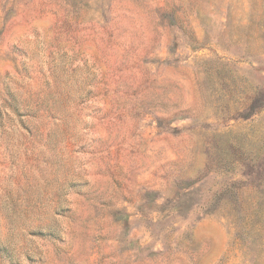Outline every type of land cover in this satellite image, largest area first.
Instances as JSON below:
<instances>
[{
	"label": "rangeland",
	"instance_id": "1",
	"mask_svg": "<svg viewBox=\"0 0 264 264\" xmlns=\"http://www.w3.org/2000/svg\"><path fill=\"white\" fill-rule=\"evenodd\" d=\"M0 264H264V0H0Z\"/></svg>",
	"mask_w": 264,
	"mask_h": 264
}]
</instances>
